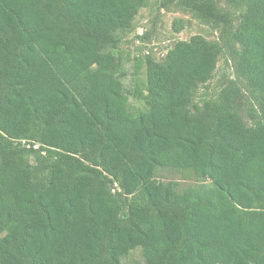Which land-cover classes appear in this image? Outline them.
Listing matches in <instances>:
<instances>
[{
    "label": "trees",
    "instance_id": "obj_1",
    "mask_svg": "<svg viewBox=\"0 0 264 264\" xmlns=\"http://www.w3.org/2000/svg\"><path fill=\"white\" fill-rule=\"evenodd\" d=\"M147 1L0 0V264H264V0H160L219 38L128 89Z\"/></svg>",
    "mask_w": 264,
    "mask_h": 264
},
{
    "label": "rangeland",
    "instance_id": "obj_2",
    "mask_svg": "<svg viewBox=\"0 0 264 264\" xmlns=\"http://www.w3.org/2000/svg\"><path fill=\"white\" fill-rule=\"evenodd\" d=\"M195 34L203 35L211 40L219 38L217 31L203 25L190 14L180 11L174 6L162 8L160 0H148L147 4L137 12L131 28L124 33L118 49L122 63L128 70V77L123 80L124 84L129 89V81L137 57L144 58L149 55L153 59L161 61L175 41L186 40ZM225 62L224 58L218 61L216 79L232 76L230 64ZM215 82L214 79L213 86ZM129 100L132 101L131 98ZM159 177L166 178L163 174ZM172 177L179 179L178 176H168V178ZM140 256L139 251L132 253L122 259V264H145Z\"/></svg>",
    "mask_w": 264,
    "mask_h": 264
}]
</instances>
